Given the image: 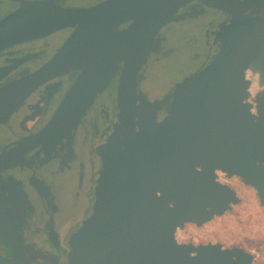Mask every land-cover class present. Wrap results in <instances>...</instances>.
<instances>
[{"label": "water", "instance_id": "obj_1", "mask_svg": "<svg viewBox=\"0 0 264 264\" xmlns=\"http://www.w3.org/2000/svg\"><path fill=\"white\" fill-rule=\"evenodd\" d=\"M195 1L213 3L232 17L216 34L218 52L165 98L164 121L138 132L139 117L145 116L138 103L141 71L159 52L161 31L186 20L190 13L179 12ZM263 12L264 0H107L88 9L60 8L44 1L24 2L0 21V52L74 29L43 68L0 89L1 123L50 79L79 72L47 126L21 141L18 152L70 138L95 98L120 75L118 113L108 136L110 152L101 181L102 193L112 202L124 233L115 245H107L103 232H97L85 242L79 264H252V255L241 248L221 246L201 247L194 250L198 257L190 258L187 249L176 248L174 230L185 222L201 225L212 217V213L199 218L184 215L178 220L190 205V194L180 204L176 201L187 176L208 181L209 199L217 195L219 200L205 206L215 208L219 216L240 200L228 186L214 185L215 169L240 177L255 189L264 207V93L257 96L256 115L249 102L252 82L246 78L252 69L264 85ZM123 178L127 198L140 195L146 210L137 231L128 228L114 201L120 200Z\"/></svg>", "mask_w": 264, "mask_h": 264}, {"label": "flooded vegetation", "instance_id": "obj_2", "mask_svg": "<svg viewBox=\"0 0 264 264\" xmlns=\"http://www.w3.org/2000/svg\"><path fill=\"white\" fill-rule=\"evenodd\" d=\"M44 1L60 8L88 9L107 0H0V21L24 2ZM184 12L190 13L186 20L172 23L161 31L159 52L151 55L141 71L138 103L144 107L145 116L139 117L138 132L164 121L167 115L163 109L165 98L178 83L212 61L218 52L216 34L220 33V26L229 25L232 19L215 9L213 3L206 6L195 1L179 14ZM73 31L62 30L0 52V89L43 68ZM194 63H199L197 69L181 75ZM248 72L257 80L251 83L250 89L256 84L261 90L257 96L264 93L260 75L250 69L246 76ZM78 75V71H71L50 79L0 123V264H79L85 242L97 232H103L107 245H115L124 233L112 202L102 193L104 184L101 181L110 152L108 136L118 113L119 74L95 98L70 138L31 146L21 152L16 150L21 141L39 134L47 126ZM257 96L251 103L256 115L259 114ZM194 177L187 176L186 183L181 185L182 194L177 196V203L190 198L188 194L191 198L188 209L177 218L180 220L184 215L206 217L210 213L212 217L201 225L192 222L177 225L174 230L176 248L179 252L187 249L190 258H197L194 250L201 247L233 249L225 248L216 239L219 230H206L221 216L216 214L215 208L205 205L215 203L219 196L209 199L208 181ZM125 180H121L120 200L114 201L128 228L137 231L143 224L146 210L140 195L131 194L130 199L127 198ZM229 180L241 190L255 191L240 177H229L218 169L213 171L214 185L228 186L239 197L233 185L224 182ZM170 207L177 210L173 204Z\"/></svg>", "mask_w": 264, "mask_h": 264}, {"label": "rangeland", "instance_id": "obj_3", "mask_svg": "<svg viewBox=\"0 0 264 264\" xmlns=\"http://www.w3.org/2000/svg\"><path fill=\"white\" fill-rule=\"evenodd\" d=\"M199 63H194L184 69L181 75H187L197 69ZM250 70V69H249ZM252 73L248 72L246 78L252 83ZM249 102H254L261 90L256 84L250 89ZM238 191L240 203L233 205L232 210L220 217L215 223L207 226L206 230H219L216 239L225 248H241L253 257L252 264H264V207L261 205L256 191L241 190L234 185V181H224Z\"/></svg>", "mask_w": 264, "mask_h": 264}]
</instances>
